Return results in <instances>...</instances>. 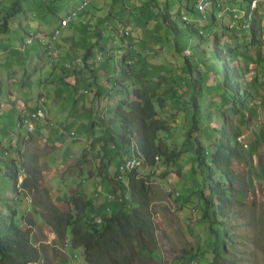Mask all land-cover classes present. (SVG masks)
I'll return each instance as SVG.
<instances>
[{
  "label": "rangeland",
  "instance_id": "374dc122",
  "mask_svg": "<svg viewBox=\"0 0 264 264\" xmlns=\"http://www.w3.org/2000/svg\"><path fill=\"white\" fill-rule=\"evenodd\" d=\"M83 1L25 0L23 12L9 23L8 32L0 34V212L7 216L15 209L16 222L28 232L30 242L39 249L40 258L28 264H96L87 260L82 247L71 245L70 228L64 237L58 238L46 225L44 218L50 214L59 217L67 213V201L75 192L92 199V190L99 185L98 197H106L107 192L111 191L114 196L121 193L112 178H103L99 174L103 160L100 158L101 152L96 150V144H102L107 136L106 125L101 120L114 118L112 109L126 96L121 91L127 90L129 97L133 98L132 91L145 84L153 87L158 99L163 101V106L159 107L158 100L153 99L157 117L164 119L168 125L167 130L158 133L157 141L167 153L179 151V155L169 161L165 157L159 158L161 162H157L159 165L153 171L154 176H150L147 182L149 207L156 228L152 255L141 252L138 239H134L127 251L105 253L99 264H264V153H259V148L262 149L261 134H254L252 144L244 146L239 143L244 135L241 132L248 127L250 118L255 116L258 109L262 110L261 113L264 111V32L259 26L263 20L259 22V15L264 16V0L259 1L261 7L256 10L255 16L256 33L261 36L258 39L244 27H240L238 32L229 26L234 19L233 14L242 15L248 9L249 0H220L227 8L225 11L230 13L224 16L228 23L222 19L224 24L212 21L210 14L214 9L211 5L207 7L206 18L199 11H192L190 8L195 6L194 0H190L188 6L186 0H86L88 5L84 10H77ZM11 2L0 0V22ZM164 8H168L179 27L185 31V24L189 22L193 32L188 35L185 32L180 39H176L161 20L160 12ZM74 10L77 12L71 23L61 27L59 23L62 20L68 22V13ZM110 14L115 18L112 22L126 25L129 39L136 37L134 45L139 53L134 57L133 69L128 77L119 72L114 75L115 66L112 62L104 60L103 64L107 62V65H102V62L97 61L96 76L91 77L88 73L73 88L60 79L57 71L53 73L48 55L39 59L44 49L37 39L39 34L52 33L54 28H59L60 34L55 45L61 44L68 35L83 50L99 40L90 30L91 27L93 29L98 20ZM83 17L89 18L91 27L81 25ZM194 19L196 21H192ZM240 22L244 23V19L241 18ZM98 27L103 34L101 44L108 49L112 46L108 38L111 36L112 23L102 22ZM29 32L32 34L30 44L27 43ZM215 38L219 39L229 63L240 68L241 104L239 101L234 104L232 92L221 84L224 60L213 53ZM125 47H115L111 55L120 60V55H115V51L120 49L123 52ZM48 53L52 54L51 51ZM184 54L189 56V63L197 68L198 73H193L200 81L196 92L198 112L194 127V109L190 100L194 93L190 85L193 79ZM59 56L56 69L64 64L75 65L72 56L66 57L62 52ZM115 64L117 67L116 61ZM103 70L110 73L107 75L109 77L102 74ZM50 78L55 88L61 87L62 98L42 89L46 86L44 82ZM117 79L123 83L113 85ZM30 86L36 88L32 92L35 97L29 96L26 90ZM100 86L106 92L97 95V99L95 96L97 89L101 91ZM36 92L45 98L40 105L42 107L56 111L60 107L61 110L63 107H72V113L66 111L54 117V127L59 130L61 138L59 144L52 148H49L50 142H40L38 137L29 136L24 143L20 136L28 135L25 127H18L21 120L17 122L19 110L11 96L25 101L28 110H31L37 106ZM52 98H58L53 105ZM234 105L238 107L237 113L233 111ZM102 110L104 116L100 117L98 115ZM31 113L23 117L31 119ZM42 121H46L44 116L39 118V122ZM31 122L35 125L37 117ZM50 122L46 121V125L53 127V121ZM92 122L96 123L94 130ZM222 123H227L235 131V139L240 144L242 154L233 160L237 176L230 192L232 203L229 212L233 215L231 223L234 235L231 244H226L225 252L218 257L211 253L215 239L202 217L200 192L206 193V189L194 149L196 138L204 149L210 151L217 137L214 128H219ZM114 130L119 132V128ZM12 139L16 140L11 143ZM87 144L91 145L88 147ZM27 154L34 157V164L38 167L36 179L39 191H23L17 185L21 191L17 194L13 191L10 178L5 176L6 165L10 159H15L19 169H24L27 174ZM104 162L108 163L106 167L110 174L114 170L117 174L121 162L117 156L110 163L106 159ZM139 169L144 177L152 173L147 165ZM19 178H22V174H19ZM109 199L112 196L107 195ZM115 200L110 201L115 203ZM131 206L132 203H126L120 209L128 212ZM92 216L94 211L82 213L80 225L88 227ZM97 218L95 216L92 220ZM146 239L144 237V245L148 246Z\"/></svg>",
  "mask_w": 264,
  "mask_h": 264
},
{
  "label": "trees",
  "instance_id": "16d2710c",
  "mask_svg": "<svg viewBox=\"0 0 264 264\" xmlns=\"http://www.w3.org/2000/svg\"><path fill=\"white\" fill-rule=\"evenodd\" d=\"M211 2L213 4L212 0ZM250 2L251 0H249V3ZM24 5L25 0H12L10 6L1 17L0 34L9 31V23L23 12ZM84 8L81 10H84ZM249 8L250 5L247 11H249ZM190 9L192 11L196 10L195 7H191ZM206 9L204 13H206ZM160 17L166 29L171 31L176 39H180L185 32H187L186 35H188L189 32H193L194 30L192 25L187 22L185 24L186 31L179 27V23L171 15L168 8L161 9ZM246 17L248 18L250 33L254 35L256 32L255 17H248V15H246ZM210 18L214 22L216 16L210 14ZM114 19V16L110 14L99 20L97 24L94 25L93 29L89 23V18L80 22L84 27H91L90 30L99 38L94 44L86 46L82 55V64L84 68L96 74L95 67L97 61L103 64L104 60H112L115 66L113 71L128 77L132 72L133 65L128 63V60L125 59L126 55L121 61H118L120 63L118 70L115 60H113L112 56L110 57V53L115 47L112 45L111 50L106 49L105 45L101 44L100 41L102 31L98 25L105 21L112 23V29L121 39L128 37L129 32L128 35L124 34L126 25H122L117 21L112 22ZM28 35L32 37L31 32H29ZM189 35H191V33ZM37 37L39 42L44 45L47 55H49L48 51L54 52V47L51 42L46 40L45 44H43L39 36ZM134 38L136 39V37ZM219 42V39L215 38L213 40V53L217 58H222L224 60V74L221 84L224 89L232 92L235 100L233 103L236 104V101H239V104H241V86L239 81L241 74L238 73V69L240 68L234 67L229 63ZM47 45L50 46V48ZM95 47H97L96 49L98 50H95ZM136 52H138V49ZM180 52L183 54L182 51ZM97 53H100V55H97ZM97 56L99 57L97 58ZM184 57L186 63L188 62L187 68L193 79L190 85H192L191 90H193L194 93L190 96V100L194 109L192 115L194 127L198 112L196 92L198 91L200 81L196 77L198 73L197 68L193 67L191 62L189 63L188 55L184 54ZM193 72H196V74ZM108 74L103 73L106 78ZM118 83L123 82L117 79L113 85H118ZM122 85L126 88L124 84ZM200 89L201 87L199 86V91ZM121 92L126 93V96L120 100L115 107L117 117L101 120L106 125L105 132L107 136L103 140L100 148V158L103 160V163L99 167V174L103 178H112V180L115 181V184L118 185L121 191L120 195L123 197V201L115 200V203H113V201L107 200L106 197L95 196V193L94 198L88 199L83 194H78L80 192H75L70 195L67 201L69 205L67 213H63V215L59 217H54V215L50 214L44 218L46 225L50 226L52 232L58 238L64 237L67 229L70 228L71 245L75 248L82 247L84 253L87 254V260H91L96 264L100 263L105 253L114 254L127 251L134 239H138L140 243L138 244L140 246L138 249H140L141 252L152 255L155 246V222L149 207L148 185L144 183V179L147 177L141 175L138 169H134L130 172H125V179H118V170L117 174H115V170L110 174L107 170L108 167H106L108 163H105L104 160L106 159L107 162L110 163L115 156H121L122 158L124 155L133 154L140 159L142 158L145 165H153L155 160L158 161L159 158L163 159V157H165L166 160L169 161L171 158L179 155V151L167 153L163 146L157 141L158 133L167 130L168 125L164 119L157 117V110L153 103V99L158 100L159 107L163 106V101L158 99L154 88L150 85H142L139 89H134L132 91L133 98L129 97L127 90ZM243 92L246 93L245 90ZM233 111L235 113L238 112V107L236 105L233 106ZM98 116H100V114ZM18 120H20V118ZM93 123L95 122H92V124ZM114 128H119V132H116ZM214 129L217 132V137L212 149L210 151L204 149L195 138L196 146L194 150L197 166L200 168L203 175L204 187L206 189V193L204 191L200 192L202 217L208 223L210 233L215 239L211 253L220 257L226 250V244H231L232 236L234 235L232 232L233 225L231 223L233 215L229 212L232 203L230 192L232 190L233 181L237 176L236 171L233 169V160L240 156L241 149L240 144L235 139V131L229 127L227 123H222L219 128ZM24 137L22 136L24 143H26V139H28L29 136L26 138ZM121 151H123L122 154ZM27 159L29 172L27 174L24 173L25 176L22 178H19L21 170L15 159H10L9 164L6 165L5 176L10 178L13 191L17 194L21 192L17 188V185H20L23 191H25V189L34 190L35 192L39 191V183L36 179L38 167L34 164L35 159L32 155L27 154ZM150 176H154V172L151 173ZM111 193H113V191H111ZM177 195L179 196V193H177ZM126 203H132L128 212L120 209L122 206L126 205ZM117 204H120V206L117 207ZM107 207H110L109 214L104 212V209ZM88 211H90V213L94 211V217L97 216L98 218L94 221L92 220L94 218L92 216L93 218L89 219L91 223L88 227H82L80 225V215ZM15 217V209H12L7 216L0 212V264H28L40 258L39 249L30 242L28 232L16 222ZM144 237L147 238L148 246L144 245Z\"/></svg>",
  "mask_w": 264,
  "mask_h": 264
},
{
  "label": "crops",
  "instance_id": "0c3cea01",
  "mask_svg": "<svg viewBox=\"0 0 264 264\" xmlns=\"http://www.w3.org/2000/svg\"><path fill=\"white\" fill-rule=\"evenodd\" d=\"M194 1H196V0H194ZM212 1H213V4L211 6L214 9V11L212 10L211 14H214L216 16V19L214 20V22L215 21H218V22H221V24H224L222 19H224V20L226 19V22L228 23V21H227L228 19L227 18H224V16L226 14H230V13L228 11H224L225 6H224L223 1H220V0H212ZM219 1L221 2L220 4H222L221 7H218L217 4H216ZM259 1L260 0H251V2L249 3V5H250L249 11H247L248 9L245 10V12L242 15H238L239 17L234 18L229 23V26H230L231 30H233V31L235 30V31H238L239 32L241 30L240 27H244V28H246L247 31H249L248 18L246 17V15H248V17H251V16H254L255 17L257 15L256 14V10L257 9H260V7H261V5H259ZM189 2H190V0H186V6L189 5ZM215 10H216V12H215ZM231 10H234V9H231ZM206 14H207V12H206ZM233 17H234V14H233ZM241 18L244 19V23H241L240 22ZM85 19L86 18L83 17L82 18V21L83 20L85 21ZM260 19H263L264 20V16H262V14L259 15V22H260ZM263 20H261V22L259 23V26L262 27L261 28L262 33L264 32V21ZM192 21H196V20L194 19ZM105 22H107V21H105ZM255 23H256V17H255ZM257 27H258V25H257ZM28 29L30 30V28H28ZM55 29H58L59 30V32H58L57 35H56V32L53 35V31ZM54 30L52 31V33H48V34L44 33V34H39L38 35L39 37L40 36L41 37L44 36L45 40H47L49 42L52 41L51 44L54 47V52H53L54 54L53 55L50 54L48 56L51 59V69H52L53 73H55V71H57L58 74H59L60 79L62 81L64 80L67 84H69L71 86H73L74 84L76 85L77 82L79 80H81V79L84 80V78L87 77L88 73L90 74L89 76H91V77L96 76V74L91 73L88 69H86V68L83 67V64H82L83 63V61H82V55H83L84 50H85L86 47L83 50H80L78 43H76V41L71 38L72 36H68V35H67V37H64L63 38V42H61V44L55 45L56 39L58 38V35L60 34V29L59 28H54ZM111 30H112L110 32V35L111 36H109L108 38H109L110 42L112 43V45L114 47H122V48H124L126 46L125 47V50L123 52L119 49L120 53H118V54L120 55V60H117V58L115 59L111 55V53H110V57L112 56L113 57V60H115L117 62V69L119 70V64L120 63L118 61H121L122 58L126 55L125 56V59L128 60V63H131L132 64L133 63V60H134V57L139 52H136L137 51V47L134 45V43L136 42V39L134 37L131 38V39L128 38L130 36V33H129L128 37H124V39H121L120 36H117L116 35V33H115V31L113 29H111ZM254 35L256 36L257 39L261 37L256 32H255ZM53 37H55V38H53ZM262 38H263V35H262ZM37 39H38V37H37ZM31 42H32V37H30L28 35L27 43L30 44ZM138 42H140V41H138ZM23 45L25 47V42H23ZM111 47H109L108 49L111 50ZM60 52H62V54H65L66 57L68 55L70 57L72 56V59L74 60L75 65L74 66H72V65L70 66L68 64H64V65H62L61 68L56 69L57 68V63L56 62L61 57V56H59L60 55ZM43 55H46L47 56V54L45 52V47H44L43 51L40 53L39 59H41V57ZM115 55H117V50L115 51ZM109 61L111 62L112 60H109ZM112 63L114 65V62L113 61H112ZM104 64L107 65V62H105ZM104 64H102V65H104ZM63 68H66V69H63ZM103 73L105 74V73H107V71L106 70H103L102 71V74ZM251 73L252 72H250V76H252ZM113 74L114 75H117V73L115 71H113ZM107 77H109V76H107ZM44 83H45L46 86L42 88L43 90L49 91L50 94L58 95L59 98H62L63 97L62 96L63 95V91H61V87L55 88V86L53 85L52 78L47 79ZM75 87L73 86V88H75ZM25 89H26V87H25ZM34 89H36V88L35 87H31V86L30 87H27L26 90L28 91L29 96L35 97L34 93H32ZM100 90L101 91H99V89H97L95 98H97V95L100 96V94L106 92V91H104V89H103L102 86H100ZM36 95H37V97H36L37 100H36V104L35 105H37V106L34 109H31V110H28L25 101H23L22 99L16 98L15 95L11 96L12 99L14 101H16V106H17V109L19 110L18 111V114H17V122H18V119L19 118H21V117L23 118V116L29 115L31 112L35 111L37 108H42L45 111L46 118H47L46 120L53 121V122H55V118L54 117H56L55 115H58V113H65L66 111H68L69 113H72V107H70V109H68V108H64L62 106L63 107L62 110H61V107H60L57 111L55 109H52V108H49V107L48 108L42 107L40 105L42 104V102L45 101V98L39 92H36ZM40 98H42V100H40ZM116 100H117V98H116ZM57 101H58V98H52V102L53 103L51 102V105H53ZM81 106H83V105H81ZM81 106H79V107H81ZM7 107L8 108H11V106H7ZM261 111L262 110H259L258 109L256 111L257 113L255 114V116H253L252 118H250L251 121L249 120L248 127L245 129V131H242L241 132L244 135H242L243 136V139L241 141H239V143L242 144V145H244V146L247 145V144H252L253 141H254V134L256 133L258 136H260V134H261V141H262V143L261 142L260 143L262 145V149L259 148V153H261V152L264 153V111L262 113H261ZM107 112H109V111L107 110ZM97 114L98 113H96L95 115H97ZM99 114H100V117H103L104 116V111L102 110ZM109 114H110V112H109ZM112 114H113V117H117V113L115 112V108L112 109ZM33 115L34 114L31 115V119L36 120V117H33ZM31 119L28 118V122L29 123H32L31 122ZM253 121H254V123L249 126V124L251 122H253ZM46 124H47L46 121H42V123L35 122V125H36L35 126V130L29 136H31V137L32 136L38 137V140L40 142H44L45 144H47V142H50L51 144L48 143V145H49V148H52L54 145H58L59 144L61 136L59 134V130H57L54 126L53 127H48ZM50 125H52V123H50ZM259 125H261V127ZM95 126H96V123H93V124L91 123V127H92L93 130H94ZM256 127L258 128L257 130H255ZM33 133H35V134H33ZM20 136H23L24 137V135H20ZM24 138H26V137H24ZM15 140L16 139H12L11 143L13 141H15ZM90 140H93V139H90ZM89 145H91V144H87L86 146L89 147ZM96 145H97L96 150H99L100 151V148H101L102 144L97 143ZM130 155H128V156H130ZM117 157H118L119 160H121V158H119V156H117ZM98 188L100 190V186L99 185L97 186L96 189L94 188V190H92V192L95 193V196H97V194H99ZM109 194H111V192H107V195L108 196H109Z\"/></svg>",
  "mask_w": 264,
  "mask_h": 264
},
{
  "label": "built area",
  "instance_id": "2783aa9c",
  "mask_svg": "<svg viewBox=\"0 0 264 264\" xmlns=\"http://www.w3.org/2000/svg\"><path fill=\"white\" fill-rule=\"evenodd\" d=\"M88 4V2L85 0V4H83L82 6H79L78 7V9L77 10H81L82 9V7L83 6H86ZM199 6H202L201 5V0H196L195 1V8H196V10L198 11V9H199ZM227 8H225V10H226ZM207 10V9H206ZM76 10H74V11H72L71 13H68V22H60V25L61 26H66L67 24H69L71 21H72V19H73V17L74 16H76ZM234 18H237V17H234ZM125 30V32H124V34L125 35H128V32L126 31V29H124ZM201 33V32H200ZM58 34V29H56V35ZM53 38H55V37H53ZM43 44H45V42H46V40H40ZM48 46V45H47ZM48 47H50V46H48ZM118 56V55H117ZM40 100H42V98H40ZM34 115H36L37 116V122H39V113H45V111L42 109V108H37L35 111H33L32 112ZM35 126L36 125H28L27 124V130H29L31 133L35 130ZM53 126H54V122H53ZM72 133V132H71ZM141 166V162H139V163H136V164H129L128 163V155H124L122 158H121V162L119 163V165H118V174H117V178L118 179H123L124 178V174H125V170H126V168H139ZM156 169H155V162H154V164H153V166H149V172L151 171L152 173H153V171H155ZM21 173L20 174H22V177H24L25 176V172H24V169H21V171H20ZM150 172V173H151ZM149 175L150 174H148V177L146 178V179H144V183H146L147 184V182H149L148 181V179H149ZM99 196V194H97V197ZM106 198H107V195H106ZM116 199H117V201H123V198H122V196L119 194L118 196H116ZM104 212L105 213H110V207H107L106 209H104Z\"/></svg>",
  "mask_w": 264,
  "mask_h": 264
},
{
  "label": "bare ground",
  "instance_id": "6f19581e",
  "mask_svg": "<svg viewBox=\"0 0 264 264\" xmlns=\"http://www.w3.org/2000/svg\"><path fill=\"white\" fill-rule=\"evenodd\" d=\"M83 4H85V0L81 3V5L80 6H82ZM217 4V6L218 7H221V4L218 2V3H216ZM201 5L202 6H199V9H198V11H199V13L201 14V16L203 17V18H206L207 17V15H206V13H204L205 12V9H206V7L207 6H209V5H212V2H211V0H201ZM85 6H83L82 7V9L84 8ZM226 8V7H225ZM225 8H224V11H225ZM207 12V11H206ZM221 12V11H220ZM234 17H239L238 15H236V14H234ZM66 19V18H65ZM67 21H68V18H67ZM62 22H63V20H62ZM236 22V21H235ZM238 22V21H237ZM189 23V22H188ZM237 26V25H236ZM233 27V26H232ZM56 32V30L53 32V35H54V33ZM201 31H199V33H200ZM52 35V36H53ZM51 36V37H52ZM44 37V36H43ZM57 37V36H56ZM40 40H45V38H41ZM52 42V41H51ZM50 48V47H49ZM52 53V55H53V52H51ZM117 53H120V51L118 50L117 51ZM33 113H31V115H32ZM44 116V118L45 119H47L45 116H46V114L45 113H39V118H42ZM33 117H37L36 115H33ZM22 118V117H21ZM20 118V119H21ZM46 121H48V120H46ZM50 122V121H49ZM51 123V122H50ZM27 124L28 125H32V123H29L28 122V119L27 118H25V117H23L19 122H18V127H25L26 128V135H30L31 134V132L29 131V130H27ZM27 137V136H26ZM155 157H158V156H155ZM159 158V157H158ZM157 160H155V167L156 166H158L159 164L157 163V162H160V160L159 161H157ZM139 162H141V166L140 167H142V165H145L144 163H143V159L141 158H138V157H136L135 155H130V156H128V163L129 164H136V163H139ZM146 166V165H145ZM148 167L149 166H153V165H147ZM139 167V168H140ZM139 168H126V170H125V172H130V171H132V170H134V169H138L139 171H140V169ZM140 173L141 174H143L141 171H140ZM110 196H112V199H109V201L110 200H114V199H116V196H114V194L113 193H111V194H109V196L108 197H110ZM123 198V197H122ZM117 200V199H116Z\"/></svg>",
  "mask_w": 264,
  "mask_h": 264
},
{
  "label": "clouds",
  "instance_id": "9594fccd",
  "mask_svg": "<svg viewBox=\"0 0 264 264\" xmlns=\"http://www.w3.org/2000/svg\"><path fill=\"white\" fill-rule=\"evenodd\" d=\"M28 136H29V135H28ZM28 136H27V137H28ZM25 137H26V136H25ZM150 175H151V174H150ZM150 175H149V177H150Z\"/></svg>",
  "mask_w": 264,
  "mask_h": 264
}]
</instances>
